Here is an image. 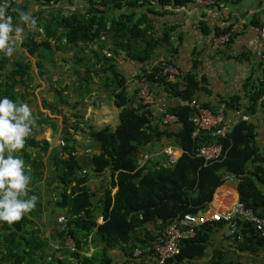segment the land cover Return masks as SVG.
Instances as JSON below:
<instances>
[{
	"label": "trees",
	"instance_id": "16d2710c",
	"mask_svg": "<svg viewBox=\"0 0 264 264\" xmlns=\"http://www.w3.org/2000/svg\"><path fill=\"white\" fill-rule=\"evenodd\" d=\"M16 1L8 0L6 9V15L12 17L14 26L23 24L19 22L18 12H27V7L17 6ZM82 1L83 8L65 13L61 8L53 10L54 5L65 0L41 1L48 12L41 15L38 11L30 16L36 20L34 33L44 39L39 42L28 39L23 44L31 56L38 58L36 64L40 67L43 52L51 53L53 46L56 49L77 47L73 62L81 69L76 77L78 83L82 87L92 72L106 86H112L114 103L119 108V123L114 129L103 126L98 129L89 127L85 131L98 145V152L90 157L91 172H88L76 154L75 138L68 129L61 130V147L50 149L47 139H37L43 125L50 126L52 134L57 132L58 126L55 118L38 110L32 111L34 123L18 154L30 175L27 195H35L37 200L35 207L20 220L11 224L0 221V264H41L47 258L48 238L36 224L43 205L40 186H51L54 190L55 196L48 200V204L50 214L60 219V227L65 226V229L59 227L55 234L60 245L68 250L64 245L66 235L71 236L76 245L75 250L67 251L69 254L63 260L52 255V260H47L48 264H68L69 256L76 257L82 264H94V260H99L100 264H112L108 252L116 248L123 249L125 253L122 264H146L144 260L147 257H154L152 242L155 237L173 219L185 213L204 211L225 175L238 179L239 200L254 212L264 215V146L256 144L255 124L251 120L241 121L225 136L212 137L202 132L200 139L192 138L194 111L187 103L194 98L198 100V92L203 87L196 75L190 72L183 73L182 78L175 81L162 74L165 65L175 64L166 54L164 59L149 69L142 68L137 75V80L144 77L154 90L164 87L172 96L182 100L181 104L170 105L167 109L178 117L177 126L155 122V116L148 113V117L136 101L137 89L134 94L128 92L125 77L114 58V55L124 52L132 60L148 63L157 48L164 47L167 53H173V29L164 24L156 32L149 14L162 15L165 11L155 9L152 2L160 6L181 7L194 3V0ZM124 7L130 9L125 10ZM138 7L145 9L140 15L134 11ZM115 10L120 13H114ZM227 28L225 25L217 29L214 35ZM101 37L107 38L110 44L109 54L103 51L106 46ZM32 78L30 62L0 53V96L6 95L19 103H31L32 98L28 95L32 91L28 89H31ZM263 90L264 68L262 77L249 85L246 104L240 103L235 96L218 103H225L228 109L244 107L253 114ZM49 109L52 114L55 112L51 105ZM72 127L74 131L83 130L78 120ZM166 138L182 151L177 161L168 164L162 155L160 160L149 157L140 164L142 154L146 150L150 153L153 146ZM201 141L221 143L223 156L206 163L196 154ZM91 175L102 177L96 191L90 189ZM99 216L101 223L97 222ZM209 226L208 222L204 229ZM237 234L243 246L249 241L246 247L264 240L252 225L244 221H238ZM200 235L198 232L195 237L183 240L180 253L172 262L179 264L183 257L201 255L206 239ZM90 245L94 251L87 257L81 247ZM136 249L140 251L137 257L134 256Z\"/></svg>",
	"mask_w": 264,
	"mask_h": 264
},
{
	"label": "crops",
	"instance_id": "0c3cea01",
	"mask_svg": "<svg viewBox=\"0 0 264 264\" xmlns=\"http://www.w3.org/2000/svg\"><path fill=\"white\" fill-rule=\"evenodd\" d=\"M43 0H17L15 3L17 6L27 7V13L31 15L34 12L41 11V15L46 14L48 10H45L42 6ZM67 3L58 2L54 5L53 10H59V8L67 9V11H76L84 7L82 0H65ZM152 6L160 11H165L162 15H153L155 30L158 32L164 24L172 27L171 37L175 46V51L171 54L167 53L165 48H157L154 51V57L148 63H140L136 60L130 59L125 56L124 52H120L114 55L116 62L118 63V69L125 77V85L130 94H134L138 89L137 75L141 73L142 68H151L159 60L164 59V56H169L173 60L176 66H178L183 73H193L197 79L200 80L202 90L198 92V100L203 103L214 107L222 99H229L231 97H238L240 103L246 104L249 97V85L252 81H257L262 77L264 63L262 62L264 53V44L259 39L258 27L264 25V0H212V4L197 5L196 3L189 4L187 6L175 7V6H160L156 2H152ZM225 7L226 12L230 16V21L241 22L245 25L244 30L240 31L225 45L215 47L211 43V36L215 34L217 29L223 28L226 24L222 16L221 9ZM44 9V10H43ZM123 9L129 10V7ZM43 10V12H42ZM144 7L134 8L137 15H140ZM63 12V11H62ZM65 13V12H64ZM114 13H120L119 10H115ZM20 22V21H19ZM22 23V22H21ZM16 25V24H15ZM23 31L18 37L14 36V51L11 57L17 59H23L31 63L32 80L35 82L36 76L33 72V66H36L37 57L31 56L26 48L24 41L28 39L41 41L43 36L34 33L33 28H28L26 24H20ZM41 30V29H39ZM33 35H30V33ZM14 35V34H13ZM26 36L29 38L25 39ZM107 38L101 37L100 40L104 42L105 46L103 51L109 54L107 49L109 48V42ZM111 42V41H110ZM53 44V42H51ZM102 43V42H101ZM28 44V42H27ZM75 48H61L56 49L53 46L51 53L43 52V58H41L40 75L44 79H49L52 82L53 72H59L63 69L61 60L74 58ZM124 53V54H123ZM57 62L56 65H52V62ZM71 69L69 78L67 80L56 79L57 87H54V91L59 95L58 107L50 103V99L46 97L37 105L35 97L28 95V98H32L31 103H27L32 111H40L45 116L53 117L56 119L58 130L55 134H52L50 126L43 125L45 132L48 135L47 140L54 148L58 138L61 135V130H66L72 133V136L77 138L82 135L80 140L84 143L83 146H75L76 154L80 161L84 165L85 171H90L89 163L92 154L98 152V145L92 141L89 137H86L85 131L89 127L95 129L103 126H109L114 129L119 123V108L114 103V96L112 93V86H106L103 84L97 75L93 74L96 79L89 78L84 82V85L79 84L75 80L72 64L69 66ZM54 70V71H53ZM68 70V69H67ZM63 74V73H62ZM44 80V81H47ZM32 82V81H31ZM30 82V83H31ZM36 83V82H35ZM42 87H45L47 82H38ZM49 84V81H48ZM30 91H33L34 85L31 83ZM82 88V89H81ZM64 89V90H63ZM59 92H58V91ZM61 90L66 94H62ZM47 90V92L53 93L54 91ZM78 91V93H77ZM87 91V92H86ZM74 92L78 94V98H74L73 101H69L70 96L74 97ZM86 93L85 97L84 94ZM97 94V95H95ZM92 95V96H91ZM156 103L151 110V114L155 116V122L158 121V110L161 107L168 109L170 105L181 104L180 98L174 97L164 87H157L155 89ZM83 97L85 99H83ZM42 105V106H41ZM50 105L55 109L52 114L49 109ZM83 108V112L88 111V115L83 117L82 113H77V118L80 120V127L83 130L70 128L73 118L67 120L69 117V110ZM244 108V107H243ZM250 120L256 126V144L260 147L264 146V106L257 105L256 110L251 114ZM67 122V123H66ZM169 126H177L176 123L167 124ZM52 136H55V140L52 143ZM43 136H37V139ZM86 139L85 141H83ZM54 144V145H52ZM172 145L178 153L181 150L171 142L170 139H163L159 144L153 146L150 153L146 150L144 154L149 157L155 158L156 156H162V148ZM164 156V155H163ZM101 178H97L93 175L90 176L89 185L91 188H95L92 191H96L99 187ZM238 179L232 177L231 179H224L222 183L216 188L212 200L208 203L204 210L208 215L211 212L217 210H224L231 206V204L238 198ZM46 191H42L43 205L42 213L37 219V227L43 232V236L48 238V249L46 251L47 258L49 255H54L59 259H64L69 253L63 248L59 240L56 238V232L60 227V219H56L54 214H50V207L45 200ZM47 211V212H46ZM60 218V217H59ZM102 222V218L99 216ZM208 224V223H207ZM210 226L197 231L201 232L200 236H205L206 247L201 255L193 257H183L180 259L179 264H264V240L261 243H253L250 247L240 244L241 238L236 239L234 236L225 235L226 224L224 222H209ZM81 251L84 255L89 257L94 251L92 245L81 247ZM108 256L112 260V264H122L125 261V253L123 249L116 248L108 252ZM47 258L41 262V264H48ZM68 264H82L76 257L69 256ZM144 262L151 264L153 257H147ZM130 262L129 264H131ZM94 264H100L99 260H94Z\"/></svg>",
	"mask_w": 264,
	"mask_h": 264
},
{
	"label": "built area",
	"instance_id": "2783aa9c",
	"mask_svg": "<svg viewBox=\"0 0 264 264\" xmlns=\"http://www.w3.org/2000/svg\"><path fill=\"white\" fill-rule=\"evenodd\" d=\"M194 3L200 6L203 4H212V0H194ZM225 10L226 8L223 7L221 12L224 20H228L226 21L228 28L226 31L214 35L211 38V43L215 47L227 44L234 35L245 28V25L241 22L230 21V16ZM258 35L259 39L264 44V25L258 27ZM262 56L264 58V53ZM162 74L166 75L169 80L175 81L182 78L183 71L176 67L175 64H168L163 67ZM137 83L136 101L141 104L142 109L149 117L156 103L155 90L145 81L144 77L137 80ZM187 104L192 107L194 111L192 120L195 123V129L191 134L194 139H200L199 135L202 132L212 137L225 136L239 122L248 121L251 117V114H249L245 108L228 109L225 103H218L216 106L212 107L206 106L204 103L194 98ZM258 105L264 106V90L258 98ZM157 118L161 124L178 122V117L168 112L164 107L159 108ZM57 143L59 146L63 145L61 139L58 140ZM162 154L165 156L168 164H173L177 161L181 153H178L172 145H167L162 148ZM196 154L201 156L206 163L217 161L223 156V148L221 143L216 141H201L196 148ZM148 158L149 155L142 154L139 160L140 164L145 162ZM80 175H82V173ZM232 177L231 175H225L223 180L231 179ZM211 221L224 222L226 224L225 235L234 236L236 239L240 238V235L237 234L238 221L247 222L252 225L260 237L264 239V215H259L237 199L230 207L224 210L211 212L210 215L205 211L185 213L181 217L170 221L164 227L162 233L157 235L152 242L154 257L151 264H176L172 262V260L180 253L182 241L195 237L197 231ZM60 228L65 229V226L62 225ZM64 245L70 250L75 249V242L71 236H65ZM139 254L140 251L136 249L134 251V256L137 257ZM48 260H51V257H49Z\"/></svg>",
	"mask_w": 264,
	"mask_h": 264
},
{
	"label": "clouds",
	"instance_id": "9594fccd",
	"mask_svg": "<svg viewBox=\"0 0 264 264\" xmlns=\"http://www.w3.org/2000/svg\"><path fill=\"white\" fill-rule=\"evenodd\" d=\"M7 7L8 0H0V53L11 56L14 51V36L18 37L23 28L20 23L13 25L12 17L6 15ZM18 17L28 28L35 27V18L27 12L19 11ZM33 123L32 109L27 103L15 102L6 95L0 96V221L8 224L20 220L30 212L37 200L35 195H27L30 175L25 170L24 160L18 154Z\"/></svg>",
	"mask_w": 264,
	"mask_h": 264
},
{
	"label": "rangeland",
	"instance_id": "374dc122",
	"mask_svg": "<svg viewBox=\"0 0 264 264\" xmlns=\"http://www.w3.org/2000/svg\"><path fill=\"white\" fill-rule=\"evenodd\" d=\"M65 3H67V1H65ZM62 11L63 12H67V9H65L64 10V8L62 9ZM58 50H61V49H58ZM61 63H62V65H63V69H64V71L61 69L59 72H53V74H52V82L48 79H43L42 78V76L40 75V69H41V67L39 66V65H37L36 64V66L34 67L33 66V72L35 73V75L36 76H39V77H36V79H35V82L32 80V84L34 85V88L32 89L33 91H32V97H35V99H36V102H37V105H39V103L38 102H40L41 100H42V98H44V97H46V99H50L49 101H50V103H52V104H54L55 106H57L58 107V105H59V95L56 93V91H54L55 89H54V87H57V84H56V79H62L63 81L64 80H67L68 78H69V74H70V70L69 69H71L69 66L72 64V68L75 70V72H74V75H75V80H74V83L76 84V82H78V80L76 79V77L78 76V75H80V68H79V66H78V64H75L74 62H73V60L72 59H65L64 61H62L61 60ZM57 64V62L55 61V62H52V65H56ZM31 67H32V65H31ZM68 69V70H67ZM54 71V70H53ZM63 73V74H62ZM91 74H92V72H90ZM91 74H90V77L89 78H91ZM92 78L93 79H96V81H97V78L92 74ZM44 80H47V81H44ZM47 82V84H46V86L45 87H42L38 82ZM48 81H49V84H48ZM105 82L103 81V84H104ZM110 88V87H109ZM47 90H50L49 92H51V90L52 91H54L53 93H48L47 92ZM64 90V89H63ZM63 90H61V93L64 95L65 93H64V91ZM58 91V90H57ZM77 93H78V91H77ZM83 94H84V92H83ZM66 95V94H65ZM64 95V96H65ZM74 97H71L70 96V98H69V101H73L74 100V98H78V94H76V92H74ZM85 95H86V93L84 94V97H85ZM95 95H97V94H95ZM92 96V95H91ZM83 97V99H85ZM42 106V105H41ZM83 110V108H79L78 110L77 109H72L71 108V111L69 110V117H67V120H71V118H73V120H72V123H71V127L70 128H72V129H74L73 127H72V124L73 123H75V121L76 120H78L79 121V124H80V120L77 118V115H76V111H77V113H82V115H83V117H85V116H87L88 115V111L86 110V112H83L82 111ZM67 123V122H66ZM80 126V125H79ZM45 128V127H44ZM40 129L39 130V136H43L42 138H45V139H47L48 138V135L46 134V133H44L45 132V129ZM68 130H69V128H67ZM80 129V128H79ZM82 137V135H80L78 138H77V140L75 141V146H83L84 145V143L80 140V138ZM86 137H88V136H86ZM85 137H83V141H85L86 139H84ZM61 139V135H60V137L58 138V140H60ZM54 140H55V136H52V139H51V141H52V143L54 142ZM57 140V141H58ZM62 140V139H61ZM50 143V142H49ZM50 145V144H49ZM52 145H54V144H52ZM50 147H51V145H50ZM54 147H61V146H59V144L56 142V144H55V146ZM52 149H53V147H52ZM155 158H157L156 160H160V158H162V157H159V156H156ZM40 188L43 190V191H46V196H45V200H46V202H47V205H49L48 203H49V199H51L52 197H54L55 196V193H54V190H52V187L50 186V187H45V186H40ZM92 190L93 189H95L94 187L93 188H91ZM57 211H58V209H56ZM47 212V211H46ZM49 215H50V213H49ZM97 220H99V221H101L100 220V218L98 217L97 218Z\"/></svg>",
	"mask_w": 264,
	"mask_h": 264
},
{
	"label": "water",
	"instance_id": "95a60500",
	"mask_svg": "<svg viewBox=\"0 0 264 264\" xmlns=\"http://www.w3.org/2000/svg\"><path fill=\"white\" fill-rule=\"evenodd\" d=\"M198 212H201V210H199Z\"/></svg>",
	"mask_w": 264,
	"mask_h": 264
}]
</instances>
